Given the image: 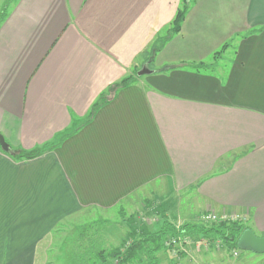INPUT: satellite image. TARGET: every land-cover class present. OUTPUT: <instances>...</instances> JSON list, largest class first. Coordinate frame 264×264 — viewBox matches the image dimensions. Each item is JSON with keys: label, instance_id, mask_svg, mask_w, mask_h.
<instances>
[{"label": "crops", "instance_id": "1", "mask_svg": "<svg viewBox=\"0 0 264 264\" xmlns=\"http://www.w3.org/2000/svg\"><path fill=\"white\" fill-rule=\"evenodd\" d=\"M179 6L0 0V133L10 151L52 146L22 161L0 147V264H50L60 225L144 192L194 191V203L206 201L200 216L243 214L264 236V0H191L152 63ZM225 43L211 71L137 75L113 89L136 70L210 61ZM198 244L184 247L185 262L264 264L256 253L226 263Z\"/></svg>", "mask_w": 264, "mask_h": 264}, {"label": "rangeland", "instance_id": "2", "mask_svg": "<svg viewBox=\"0 0 264 264\" xmlns=\"http://www.w3.org/2000/svg\"><path fill=\"white\" fill-rule=\"evenodd\" d=\"M11 1L7 0V3ZM225 53L221 59L210 61V66L213 68L219 66L226 58ZM193 195L194 191L182 193L179 197L160 192H144L136 195L126 208L120 206L112 211L92 210L80 218L74 217L60 225L53 233V244L48 251L50 264H119L114 258H107L106 261L100 260L98 253L102 251L107 253L119 247L127 238L130 225L136 226L145 222L151 223V226L155 228L163 220L164 214L174 225L179 226L187 222L201 224L200 215L206 210V201L198 197L194 203ZM187 208L190 210L187 211ZM193 241L197 244L201 242ZM218 248L221 250L215 252L221 255L217 253L216 255L222 257L226 263L241 262L247 255H252L248 254L252 253L250 251L237 249L235 251L238 256H234L235 251L228 249L223 243L220 247L213 245L209 249L214 251ZM206 249L201 246L198 250L208 251ZM194 252L198 253L190 251L189 256L195 255ZM183 253L181 249H178L176 254H173V251L161 252L158 254L161 259L160 264H204L201 263L202 258L200 257H198L199 261L185 262ZM147 263L148 259L143 256V261L137 264Z\"/></svg>", "mask_w": 264, "mask_h": 264}, {"label": "trees", "instance_id": "3", "mask_svg": "<svg viewBox=\"0 0 264 264\" xmlns=\"http://www.w3.org/2000/svg\"><path fill=\"white\" fill-rule=\"evenodd\" d=\"M191 0H180V6L176 16L167 30L165 38L158 37L152 45L151 62L153 63L157 54L162 50L164 45L170 41L175 35L181 31L182 24L190 9ZM7 12H0V24L6 18ZM229 43H225L218 51L214 52L210 61H216L222 58L223 53L228 49ZM210 61H202L199 63H179L169 64L158 71L152 73H169L178 69H191L197 72L211 71L214 69L210 66ZM138 70L134 71L133 75L124 78L117 83L113 89H121L134 83L137 78ZM106 102L105 95H102L92 106L89 113V120L95 115L99 108ZM52 146L47 144L36 147L31 150H13L11 156L18 160H31L45 154ZM250 227L247 223L240 222H220L211 223L208 225L187 222L183 225H174L164 214L163 220L153 228L151 223H141L139 225H130V230L127 238L119 247L112 249L110 252L104 251L98 253L100 260L106 261L107 258H114L119 264H137L143 261V256L148 259L147 264H160L161 259L159 253L172 252L174 249L173 241H178L179 238L192 237L199 241L209 240L212 243L221 241L224 246L231 250H237L238 239L241 234Z\"/></svg>", "mask_w": 264, "mask_h": 264}, {"label": "built area", "instance_id": "4", "mask_svg": "<svg viewBox=\"0 0 264 264\" xmlns=\"http://www.w3.org/2000/svg\"><path fill=\"white\" fill-rule=\"evenodd\" d=\"M200 221L202 222V224L208 225L211 223H220V222H240V223H247L248 222V217L246 215L243 214H239V213H234V212H215V211H211V212H207L205 214H203L200 217ZM190 242H192L190 240V237H185V238H179L178 241H173L174 243V249H173V254L177 253L178 249H181L184 251V247L188 244H190ZM200 247L203 246L207 249L211 248L213 245H215L216 247H220L222 245L221 241H215V242H211L209 240H204L201 241L198 244ZM234 256H238L237 251L234 252Z\"/></svg>", "mask_w": 264, "mask_h": 264}, {"label": "water", "instance_id": "5", "mask_svg": "<svg viewBox=\"0 0 264 264\" xmlns=\"http://www.w3.org/2000/svg\"><path fill=\"white\" fill-rule=\"evenodd\" d=\"M152 71L148 68L137 73L139 77L150 75ZM0 147L3 151L9 152L10 146L5 137L0 133ZM238 248L243 251H250L256 254H264V236H257L251 229L245 230L238 239Z\"/></svg>", "mask_w": 264, "mask_h": 264}]
</instances>
